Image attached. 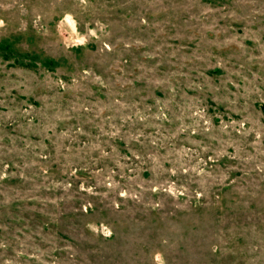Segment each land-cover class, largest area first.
<instances>
[{"label": "rangeland", "instance_id": "1", "mask_svg": "<svg viewBox=\"0 0 264 264\" xmlns=\"http://www.w3.org/2000/svg\"><path fill=\"white\" fill-rule=\"evenodd\" d=\"M0 264H264V0H0Z\"/></svg>", "mask_w": 264, "mask_h": 264}]
</instances>
